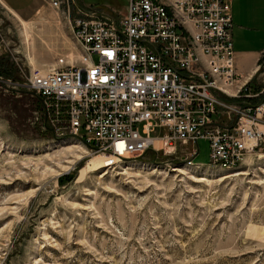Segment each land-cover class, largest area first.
<instances>
[{
  "label": "rangeland",
  "instance_id": "1",
  "mask_svg": "<svg viewBox=\"0 0 264 264\" xmlns=\"http://www.w3.org/2000/svg\"><path fill=\"white\" fill-rule=\"evenodd\" d=\"M70 3L72 17L80 5L92 12L109 7L114 11L102 13L117 19L128 0ZM29 14L21 18L0 4V264H264V146L234 172L189 169L182 148L169 154L162 144L139 159L88 172L96 155L42 130L35 121L40 102L5 83L22 85L31 69L81 60L68 21L49 0ZM263 61L261 53L257 66ZM257 66L255 83L241 79L253 95L261 91ZM228 102L238 106L243 99ZM249 102L264 103V94ZM214 120L232 125L221 114ZM197 145L193 161L207 164L208 143ZM67 175L73 179L59 183Z\"/></svg>",
  "mask_w": 264,
  "mask_h": 264
},
{
  "label": "built area",
  "instance_id": "2",
  "mask_svg": "<svg viewBox=\"0 0 264 264\" xmlns=\"http://www.w3.org/2000/svg\"><path fill=\"white\" fill-rule=\"evenodd\" d=\"M70 2L49 5L68 21L79 65L31 69L22 85L5 81L39 100L42 130L78 140L113 168L160 151V142L169 154L182 148L189 169L234 171L264 146V103L249 102L264 94V61L253 95L235 69L232 0H128L117 19L79 7L72 17ZM238 98L241 105L228 102ZM219 114L232 125L215 121ZM199 141L208 143L204 165L193 161Z\"/></svg>",
  "mask_w": 264,
  "mask_h": 264
},
{
  "label": "crops",
  "instance_id": "3",
  "mask_svg": "<svg viewBox=\"0 0 264 264\" xmlns=\"http://www.w3.org/2000/svg\"><path fill=\"white\" fill-rule=\"evenodd\" d=\"M0 4L10 13L27 18L39 0H0ZM92 8L106 13L114 11L109 7ZM21 22L24 24V21ZM232 25L236 70L242 82L252 85L257 81L256 66L264 50V0H233Z\"/></svg>",
  "mask_w": 264,
  "mask_h": 264
},
{
  "label": "bare ground",
  "instance_id": "4",
  "mask_svg": "<svg viewBox=\"0 0 264 264\" xmlns=\"http://www.w3.org/2000/svg\"><path fill=\"white\" fill-rule=\"evenodd\" d=\"M76 140V139H75ZM78 141V140H77ZM71 142L72 143H65V144H73V141L71 140ZM76 142V141H75ZM76 144H81L82 145V143L81 142H76ZM158 144V145H157ZM160 144V142L158 143V142H155V146H160L159 145ZM80 148V147H79ZM83 150V149H82ZM83 154L84 155H87V152L86 151H84L83 150ZM83 157V156H82ZM82 157L81 156H79L78 157V160H81L82 159ZM123 161H125V160H123ZM122 161V162H123ZM121 162V163H122ZM246 162V161H245ZM68 164H71L72 165V163H68ZM245 164V163H244ZM87 166H88V172H96V171H98V170H101V169H107V168H110V167H108V164L107 163H105V159H104V156H102V155H96V156H93L91 159H89V161H88V163H87ZM133 166V165H132ZM206 167V166H205ZM198 170H202V169H198ZM238 170V169H237ZM176 172H180V173H182L183 171H180V170H177ZM202 172H204L206 175H208V174H214V172H211L210 170L209 171H205V170H202L201 171V173ZM231 172H234V171H231ZM241 175H243V173H241V174H237V175H234V176H241Z\"/></svg>",
  "mask_w": 264,
  "mask_h": 264
},
{
  "label": "trees",
  "instance_id": "5",
  "mask_svg": "<svg viewBox=\"0 0 264 264\" xmlns=\"http://www.w3.org/2000/svg\"><path fill=\"white\" fill-rule=\"evenodd\" d=\"M253 91H254V90H253ZM254 92H256V91H254ZM36 99H37V98H36ZM37 100H38V99H37ZM38 101H39V100H38ZM72 179H73V177L70 176V175L63 176V177L59 178V183L63 184V182L68 181V180H72Z\"/></svg>",
  "mask_w": 264,
  "mask_h": 264
}]
</instances>
